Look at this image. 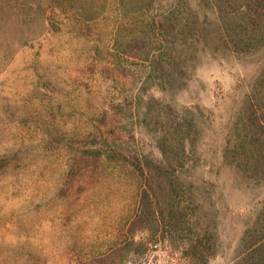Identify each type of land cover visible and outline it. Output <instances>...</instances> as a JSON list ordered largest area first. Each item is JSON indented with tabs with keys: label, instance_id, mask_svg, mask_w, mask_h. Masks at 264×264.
<instances>
[{
	"label": "rangeland",
	"instance_id": "rangeland-1",
	"mask_svg": "<svg viewBox=\"0 0 264 264\" xmlns=\"http://www.w3.org/2000/svg\"><path fill=\"white\" fill-rule=\"evenodd\" d=\"M20 1L0 0V156L14 146L32 145L35 152L20 166L3 168L0 163V264H13L14 248L20 264L21 255L31 251L42 264H79V256L85 257L93 243L106 247L115 237L112 222L121 187L107 185L104 178L107 187L100 181L93 194L76 187L64 195L66 199L58 197L68 166L61 145L68 137L61 143L52 141L55 148L48 150L46 127L67 134L83 128L80 113L107 108L112 99L128 92L131 97L147 76L140 63L128 59L130 78L113 80V69L103 56L111 51L109 47L95 48L96 36L56 35L48 26L47 13L36 10L34 3L30 4L34 6L31 19L24 20L25 12L14 3ZM40 1L47 6L51 0ZM191 1V27L177 48L179 78L170 83L150 79L147 96L195 113L197 152L181 171L183 180L193 187L186 197L190 211L199 205L201 214L219 225L222 245L209 264H231L240 253L245 230L264 208V180H250L226 156L228 143L238 141V130L249 124L252 107H264V46L252 52L226 46L224 20L215 0ZM67 17L58 11L56 21L62 23ZM107 22L113 25L115 17ZM140 102L131 119L137 125L136 143L158 153L156 131L139 124ZM58 103L59 120L49 125L41 116L50 114ZM72 113L77 114L71 117ZM74 235L80 243L69 247ZM169 246L164 243L145 255L131 256L127 264H191L182 249Z\"/></svg>",
	"mask_w": 264,
	"mask_h": 264
},
{
	"label": "trees",
	"instance_id": "trees-1",
	"mask_svg": "<svg viewBox=\"0 0 264 264\" xmlns=\"http://www.w3.org/2000/svg\"><path fill=\"white\" fill-rule=\"evenodd\" d=\"M215 2L224 20L222 38L226 46L239 52L264 46V0ZM14 3L25 12L24 20L31 19L30 8L34 6L30 4L34 3L36 10L47 13L48 26L56 35L96 36L95 48L103 45L111 50L103 56L113 69V80L130 78L128 59L140 63L139 68L147 76L140 72L145 84L131 97L125 89L126 95L112 99L109 107L80 113L84 127L73 129L70 136L63 129L46 127L48 150L55 148L52 141L61 143L68 137L61 145L66 149L68 166L60 192L56 193L58 197L66 199L64 195L76 187L86 190L87 195L93 194L101 182L106 186L104 178L107 185L121 187L112 222L115 237L108 240L106 247L93 243L85 257L79 256V264H127L131 256L145 255L164 243L172 249H182L191 264H209L222 245L219 225L215 219L203 216L199 205L190 211L186 195L193 193V187L183 180L181 172L197 152L195 113L192 109L175 108L150 93L147 96L146 86L152 78L163 83L179 78L182 69L177 48L191 27L192 1L51 0L47 6L40 0ZM58 11L68 16L62 23L56 21ZM111 16L115 23L109 26L106 20ZM93 100L90 97L88 104ZM140 101L143 113L139 124L156 131L158 153L136 143L137 125L131 119L133 110L140 108ZM56 106L50 114L41 116L49 125L59 120L61 103ZM253 109L249 111V124L237 132L239 140L228 143L226 156L250 180L259 183L264 180V111L260 113L264 107ZM74 114L77 113L70 116ZM34 152L32 145L14 146L0 156V163L3 168L20 166ZM69 240V247H74L81 239L74 235ZM12 253V263L20 264L19 258L15 259L18 249H12ZM21 256L22 264H42L34 251ZM231 264H264V208L245 230L240 253Z\"/></svg>",
	"mask_w": 264,
	"mask_h": 264
}]
</instances>
